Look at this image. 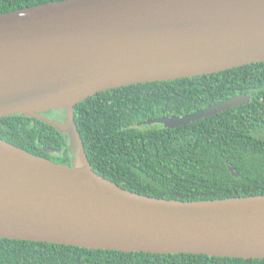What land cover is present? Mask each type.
<instances>
[{"label": "water", "instance_id": "95a60500", "mask_svg": "<svg viewBox=\"0 0 264 264\" xmlns=\"http://www.w3.org/2000/svg\"><path fill=\"white\" fill-rule=\"evenodd\" d=\"M254 62H264V0H52L0 13V119L37 117L73 151L69 165L0 137V237L264 259V194L181 200L126 189L92 168L75 120L76 104L100 91ZM251 98L143 123L177 127ZM55 109L62 121L43 114Z\"/></svg>", "mask_w": 264, "mask_h": 264}, {"label": "trees", "instance_id": "16d2710c", "mask_svg": "<svg viewBox=\"0 0 264 264\" xmlns=\"http://www.w3.org/2000/svg\"><path fill=\"white\" fill-rule=\"evenodd\" d=\"M48 1L0 0V13ZM239 94L252 98L181 126L143 123L190 114ZM43 114L62 121L64 109ZM75 120L92 168L126 189L181 200L264 194V62L100 91L76 104ZM0 137L57 162L73 158L67 134L37 117H2ZM0 264H264V259L0 237Z\"/></svg>", "mask_w": 264, "mask_h": 264}, {"label": "flooded vegetation", "instance_id": "af4514ba", "mask_svg": "<svg viewBox=\"0 0 264 264\" xmlns=\"http://www.w3.org/2000/svg\"><path fill=\"white\" fill-rule=\"evenodd\" d=\"M48 152V151H47ZM50 152V151H49ZM60 152V151H59ZM50 153H53V152H50ZM72 160H73V158L70 160V163L69 164H71L72 163Z\"/></svg>", "mask_w": 264, "mask_h": 264}, {"label": "rangeland", "instance_id": "374dc122", "mask_svg": "<svg viewBox=\"0 0 264 264\" xmlns=\"http://www.w3.org/2000/svg\"><path fill=\"white\" fill-rule=\"evenodd\" d=\"M64 116H65V112H64ZM64 116H63V117H64Z\"/></svg>", "mask_w": 264, "mask_h": 264}]
</instances>
